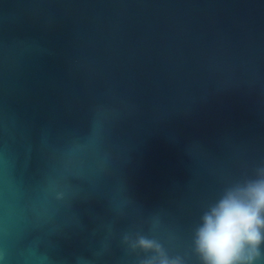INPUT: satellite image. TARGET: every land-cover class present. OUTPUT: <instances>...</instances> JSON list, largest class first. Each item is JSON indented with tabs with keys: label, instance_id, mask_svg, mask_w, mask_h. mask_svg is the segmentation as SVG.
<instances>
[{
	"label": "water",
	"instance_id": "1",
	"mask_svg": "<svg viewBox=\"0 0 264 264\" xmlns=\"http://www.w3.org/2000/svg\"><path fill=\"white\" fill-rule=\"evenodd\" d=\"M262 165L264 0H0V264H200Z\"/></svg>",
	"mask_w": 264,
	"mask_h": 264
},
{
	"label": "clouds",
	"instance_id": "2",
	"mask_svg": "<svg viewBox=\"0 0 264 264\" xmlns=\"http://www.w3.org/2000/svg\"><path fill=\"white\" fill-rule=\"evenodd\" d=\"M56 199L64 193L53 190ZM122 243L139 256V264H185L169 255L156 238L140 232L125 233ZM264 245V165L255 177L225 187L208 205L194 230L193 250L200 264H256ZM143 253V255H140Z\"/></svg>",
	"mask_w": 264,
	"mask_h": 264
}]
</instances>
